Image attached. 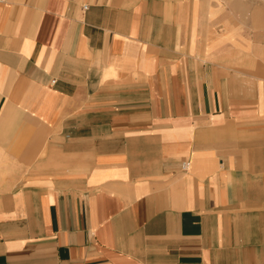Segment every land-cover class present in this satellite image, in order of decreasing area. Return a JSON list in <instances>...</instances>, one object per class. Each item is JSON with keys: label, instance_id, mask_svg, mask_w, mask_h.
Returning <instances> with one entry per match:
<instances>
[{"label": "crops", "instance_id": "obj_1", "mask_svg": "<svg viewBox=\"0 0 264 264\" xmlns=\"http://www.w3.org/2000/svg\"><path fill=\"white\" fill-rule=\"evenodd\" d=\"M224 14L0 0V264H264V43Z\"/></svg>", "mask_w": 264, "mask_h": 264}, {"label": "rangeland", "instance_id": "obj_2", "mask_svg": "<svg viewBox=\"0 0 264 264\" xmlns=\"http://www.w3.org/2000/svg\"><path fill=\"white\" fill-rule=\"evenodd\" d=\"M223 7L226 16L230 11L237 14L233 20L238 25L239 34L253 36L256 44L264 43V0H215ZM242 38V37H240Z\"/></svg>", "mask_w": 264, "mask_h": 264}, {"label": "built area", "instance_id": "obj_3", "mask_svg": "<svg viewBox=\"0 0 264 264\" xmlns=\"http://www.w3.org/2000/svg\"><path fill=\"white\" fill-rule=\"evenodd\" d=\"M85 8H87V6H85ZM188 166H189L188 162H184V163H183V168H184V169H187Z\"/></svg>", "mask_w": 264, "mask_h": 264}]
</instances>
